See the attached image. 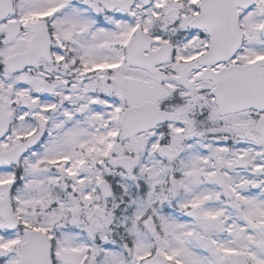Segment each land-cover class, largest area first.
<instances>
[{"label": "rangeland", "instance_id": "374dc122", "mask_svg": "<svg viewBox=\"0 0 264 264\" xmlns=\"http://www.w3.org/2000/svg\"><path fill=\"white\" fill-rule=\"evenodd\" d=\"M198 1L144 6L137 0L126 15L92 0H14L10 17L25 27L4 43L8 27L0 21V61L25 48L31 21L41 18L48 21L53 60L15 73L0 68V107L6 99L13 113L0 152L45 126L19 168L0 165V183L15 180L10 200L21 221L16 229L0 228V264H19L28 226L47 233L58 264H83L89 256L97 264H140L159 251L184 264H233L237 252L262 264L264 141L254 131L257 113L220 114L213 83L199 78L202 67L189 71L191 86L173 77L208 45L187 26ZM246 27L234 56L242 62L264 57L260 34ZM137 28L153 36V49L160 40L174 45L158 66L167 75L162 82L125 63L124 46ZM41 79L55 92L42 91ZM143 100H155L175 118L119 140L122 110ZM165 143L171 160L159 150ZM124 154L136 162L127 171L112 162ZM107 176L109 196L100 185ZM190 207L198 208L199 219Z\"/></svg>", "mask_w": 264, "mask_h": 264}, {"label": "water", "instance_id": "95a60500", "mask_svg": "<svg viewBox=\"0 0 264 264\" xmlns=\"http://www.w3.org/2000/svg\"><path fill=\"white\" fill-rule=\"evenodd\" d=\"M107 10H113L121 7L128 13H131V6L135 0H97ZM149 0H144V4H148ZM251 0H201L199 2L200 12L189 21L190 27L205 28L210 33V44L207 51L203 55L195 58L193 61L183 66L181 74L176 78L186 85L192 84L186 80L187 72L198 67L200 64L205 65L201 78H210L215 86L211 92L215 95L216 104L220 113H229V111H239L253 107L263 114L259 118L256 131L261 134V140L264 141V70L256 72L255 68L263 63L262 59L250 61L246 64L237 63L236 65H228L222 67L216 72L211 70V65L216 62H226L240 46L242 41V29L238 24L237 7H246ZM13 10L12 0H0V20L8 17ZM18 20H10V31L6 36L5 42H9L20 31ZM218 24L221 27H215ZM214 26V27H213ZM33 35L27 44L24 52L12 54L6 57L5 67L9 72L21 70L26 65H36L39 57L42 55L51 60L50 54V35L47 32V25L44 20L33 24ZM153 38L138 28L132 37L128 40L125 48L126 64L143 66L150 72L157 75L160 82L165 79L166 75L156 68V65L162 64L169 57L173 45L167 41H162L161 46L157 49L151 48ZM145 51L147 53H145ZM42 90L53 92V87L46 80L40 81ZM0 109V138L9 128L8 120L13 113L7 112L11 103L7 100ZM173 113L163 111L155 101H142L139 105H131L125 107L122 112V127L119 139L127 138L133 134L143 132L144 130L153 129L157 123L171 120ZM44 127L39 128L34 135L24 139V141L15 144L10 149L0 153V164L17 165L25 153V151L35 145L44 135ZM249 138L252 134H246ZM161 150L169 159L172 156L169 153L168 146H162ZM117 166H121L125 170L130 169L134 165V159L125 155L117 157L113 161ZM219 180L224 189L225 183L221 176ZM13 182H5L0 184V216L2 223L0 227L5 229H14L20 223L18 216L15 215L12 204L9 200L10 188ZM104 195H109V184L106 180H102ZM195 217H199L196 208L190 209ZM264 230V226L260 227ZM25 240L20 245V263L19 264H53L50 252L47 234L40 229L25 228ZM235 264H249L247 259L241 253H237ZM156 260L161 261L160 255L155 256ZM163 264L169 262L162 259ZM86 264H93L92 258Z\"/></svg>", "mask_w": 264, "mask_h": 264}, {"label": "flooded vegetation", "instance_id": "af4514ba", "mask_svg": "<svg viewBox=\"0 0 264 264\" xmlns=\"http://www.w3.org/2000/svg\"><path fill=\"white\" fill-rule=\"evenodd\" d=\"M253 9V10H252ZM239 23L240 26L243 29L244 32V37L246 35V31H247V24L249 23L251 25L252 28H254L256 33L260 34V42H264V0H252L251 6L246 7V9H239ZM47 21V20H46ZM7 23V21H6ZM47 25H48V21H47ZM215 27H221V25L215 24ZM213 26V27H214ZM194 29V28H192ZM9 30V28H8ZM199 31L201 34L205 35L207 37V39H209V34L207 30H199V29H194ZM246 41V38H245ZM240 52V51H238ZM264 56V55H262ZM264 59V57H262ZM237 62V61H236ZM264 68V65L259 67L258 70H262ZM260 233V237L263 238L262 233L259 231ZM261 253L263 255V262L262 264H264V249L262 247L261 244ZM156 253H160L161 256L165 259H167L168 261H171L172 264H184V261H178L175 257H172L171 255L169 256L166 253H163L162 251L159 252H152L148 255V257H146V261L143 263L141 262L140 264H158V262H155V254ZM90 257V256H89ZM94 261V258H93ZM54 264H58L57 261L53 262ZM94 264H97L96 261H94Z\"/></svg>", "mask_w": 264, "mask_h": 264}]
</instances>
